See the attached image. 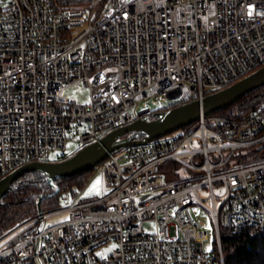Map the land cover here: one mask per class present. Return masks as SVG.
<instances>
[{"label":"built area","instance_id":"1","mask_svg":"<svg viewBox=\"0 0 264 264\" xmlns=\"http://www.w3.org/2000/svg\"><path fill=\"white\" fill-rule=\"evenodd\" d=\"M76 1L0 4V179L264 65V0ZM77 84L87 103L63 97ZM176 131L100 162L102 196L65 191L4 231L0 264H223V231L264 236V102Z\"/></svg>","mask_w":264,"mask_h":264},{"label":"water","instance_id":"2","mask_svg":"<svg viewBox=\"0 0 264 264\" xmlns=\"http://www.w3.org/2000/svg\"><path fill=\"white\" fill-rule=\"evenodd\" d=\"M264 85V67L252 72L229 87L210 93L201 100H192L177 107L157 111L117 128L98 142L89 144L69 158L58 162H33L21 166L0 179V200L21 175L28 172L40 173L48 183L63 179L88 169L95 168L110 155L129 146L147 143L156 138L183 128L200 116L223 110ZM40 204L38 202L37 207Z\"/></svg>","mask_w":264,"mask_h":264},{"label":"trees","instance_id":"3","mask_svg":"<svg viewBox=\"0 0 264 264\" xmlns=\"http://www.w3.org/2000/svg\"><path fill=\"white\" fill-rule=\"evenodd\" d=\"M49 1L51 3L53 2V0ZM57 1L59 5L62 3L71 5L78 4L76 0ZM215 92L217 91H213L212 93ZM263 102L264 85L253 90L230 107L234 108L232 111L243 115ZM184 103L186 102L167 103L157 110L158 112L165 111ZM228 109L230 108L227 107L216 112V114H228L226 112ZM83 147L81 146L77 151ZM69 157L62 156L58 161L65 160ZM94 171L95 169L92 168L63 179L55 180L53 185L48 183L45 176L36 172H28L18 177L9 191L0 200V235L13 224L32 215L36 211L38 202L42 209L57 207L60 204V196L63 192L75 193L83 189ZM55 189L58 190L55 191ZM221 247L223 264H264V236L251 239L245 234L233 235L230 232L223 231L221 233Z\"/></svg>","mask_w":264,"mask_h":264},{"label":"rangeland","instance_id":"4","mask_svg":"<svg viewBox=\"0 0 264 264\" xmlns=\"http://www.w3.org/2000/svg\"><path fill=\"white\" fill-rule=\"evenodd\" d=\"M3 1L4 0H1L0 4L3 3ZM63 97L67 100H70L73 103L84 104V103H87L89 101V91L82 84H77V85H73V86L67 88L66 90H64ZM143 102H146V104H147L146 107H148L150 109V111H156L157 109L160 108L159 104H153L150 100H144V101L138 103L137 110L146 108V107L142 106ZM229 108L230 109H228L226 111L228 113H230L234 109L230 106H229ZM84 127H85V125L80 127V130H82ZM177 132L178 131H176L174 133H177ZM76 136H77V134L73 135L72 133H69L70 139H68L66 141L65 150L61 151L59 153H53V152L49 153L47 155V161L48 162H57L58 159H60L62 156H71L72 154H74L81 147L75 141ZM114 154L120 163H124L126 161L125 148L114 153ZM107 190H108V185H107V181L105 179L104 174L102 172L93 173V175L90 177L88 183L82 189L81 197L83 198V200H88V199L94 198V197H100L104 193H106ZM196 216L202 222L205 223V226L203 227V229L205 231H207V233H208V240L204 241L202 243V249L204 251H210L213 248L212 240L214 237L211 218L207 215L206 211L201 207H199V210H198ZM57 220H58L57 217H53L48 222H55ZM14 225L15 224H13L12 226H14ZM145 229L150 230V226L148 224L145 225Z\"/></svg>","mask_w":264,"mask_h":264}]
</instances>
